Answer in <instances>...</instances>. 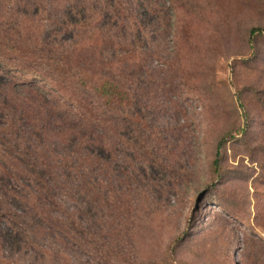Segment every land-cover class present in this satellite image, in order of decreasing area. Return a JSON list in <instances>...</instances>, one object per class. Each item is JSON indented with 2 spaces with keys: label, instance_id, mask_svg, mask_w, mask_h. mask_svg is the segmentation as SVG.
Returning <instances> with one entry per match:
<instances>
[{
  "label": "rangeland",
  "instance_id": "obj_1",
  "mask_svg": "<svg viewBox=\"0 0 264 264\" xmlns=\"http://www.w3.org/2000/svg\"><path fill=\"white\" fill-rule=\"evenodd\" d=\"M0 264H264V0H0Z\"/></svg>",
  "mask_w": 264,
  "mask_h": 264
},
{
  "label": "trees",
  "instance_id": "obj_2",
  "mask_svg": "<svg viewBox=\"0 0 264 264\" xmlns=\"http://www.w3.org/2000/svg\"><path fill=\"white\" fill-rule=\"evenodd\" d=\"M79 12H81V13H83V15L86 13V9L85 8H83L82 10H80ZM256 31H259V30H253L252 31V33L254 34ZM104 89V90H103ZM102 89V96L104 95V96H106L107 97V99H108V101H110L112 98H111V96H110V92H109V90H106L105 88H103ZM111 90H113V87L111 86ZM21 123V122H23V126H25L26 128H30V124H29V122L25 119V117H22V118H11L10 120H8V122H4L2 125L3 126H6L7 125V123H9V126H11V127H18L16 124L17 123ZM37 134V136H38V132H36ZM219 149H221V144H219L218 145V150ZM218 154L219 153H217V159L215 160V164H217L218 163ZM35 177H37L36 178V180L34 181V186H33V190H35L36 189V187H38L37 188V191H42L43 189H44V182H43V179H42V177H44L43 175H41V176H35ZM39 201H40V199H39ZM5 215H7V214H4V217H6ZM11 222V223H10ZM10 222H8V221H6V222H4V225H3V227L8 231V230H10V231H8L9 232V236H11L12 237V235L13 234H16L17 236H20L21 235V228H19V226H18V222H16V221H14L12 218L10 219Z\"/></svg>",
  "mask_w": 264,
  "mask_h": 264
}]
</instances>
